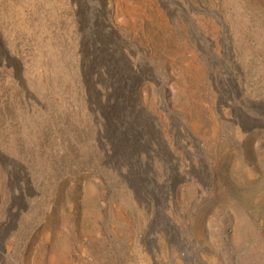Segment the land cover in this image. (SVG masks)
<instances>
[{
    "label": "rangeland",
    "instance_id": "374dc122",
    "mask_svg": "<svg viewBox=\"0 0 264 264\" xmlns=\"http://www.w3.org/2000/svg\"><path fill=\"white\" fill-rule=\"evenodd\" d=\"M0 264H264V0H0Z\"/></svg>",
    "mask_w": 264,
    "mask_h": 264
}]
</instances>
